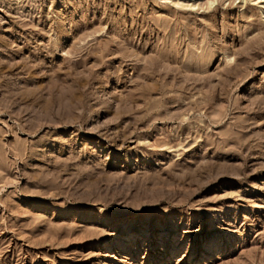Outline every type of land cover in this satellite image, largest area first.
<instances>
[{"label":"rangeland","instance_id":"obj_1","mask_svg":"<svg viewBox=\"0 0 264 264\" xmlns=\"http://www.w3.org/2000/svg\"><path fill=\"white\" fill-rule=\"evenodd\" d=\"M0 264H264V0H0Z\"/></svg>","mask_w":264,"mask_h":264},{"label":"bare ground","instance_id":"obj_2","mask_svg":"<svg viewBox=\"0 0 264 264\" xmlns=\"http://www.w3.org/2000/svg\"><path fill=\"white\" fill-rule=\"evenodd\" d=\"M213 4H214V2H210L209 3V7L212 6ZM196 6H197L196 4H191L189 7L190 8H195ZM186 7H188V6H186Z\"/></svg>","mask_w":264,"mask_h":264}]
</instances>
